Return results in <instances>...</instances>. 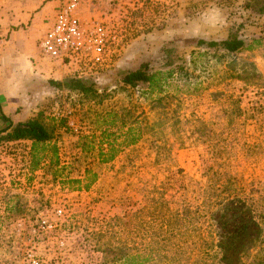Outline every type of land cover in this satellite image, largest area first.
Segmentation results:
<instances>
[{
	"label": "rangeland",
	"instance_id": "1",
	"mask_svg": "<svg viewBox=\"0 0 264 264\" xmlns=\"http://www.w3.org/2000/svg\"><path fill=\"white\" fill-rule=\"evenodd\" d=\"M77 1L83 20L108 28L107 57L61 64L57 81L79 77L94 93L49 80L54 93L33 110L48 140L0 136V264L29 251L48 264H222L229 200L259 225L236 264H264V0ZM229 35L261 44L195 43ZM142 63L170 73L152 90L125 85ZM40 217L56 226L38 230Z\"/></svg>",
	"mask_w": 264,
	"mask_h": 264
},
{
	"label": "crops",
	"instance_id": "2",
	"mask_svg": "<svg viewBox=\"0 0 264 264\" xmlns=\"http://www.w3.org/2000/svg\"><path fill=\"white\" fill-rule=\"evenodd\" d=\"M63 2L0 0V136L36 118V105L54 93L49 80L67 73L61 66L64 62L39 49V41Z\"/></svg>",
	"mask_w": 264,
	"mask_h": 264
},
{
	"label": "trees",
	"instance_id": "3",
	"mask_svg": "<svg viewBox=\"0 0 264 264\" xmlns=\"http://www.w3.org/2000/svg\"><path fill=\"white\" fill-rule=\"evenodd\" d=\"M196 45L206 49L224 50L227 52H237L242 49H252L261 44L260 39H253L250 43L236 35H229L222 40H205L198 39ZM169 74V70H153L148 63H142L137 68L126 71L121 81L130 87L146 86L149 89H154L162 74ZM50 83L56 88H66L72 91H78L83 94L94 93L92 83L85 81L79 77H69L64 81L50 80ZM9 139L29 138L35 143L44 142L50 138L49 131L39 118H31L25 122L16 124L10 132L6 134ZM136 138L130 140L134 143ZM116 151L110 148L107 151H100L99 156L102 161L112 159ZM79 183V179L71 181ZM245 204L241 200H229L223 205L221 212L218 214V226L220 228V239L218 247L221 252L222 264H236L240 254L248 247L246 243H254L259 238V225L254 220L251 212L248 211L247 217L242 214L246 212ZM238 222H235V220ZM134 256L121 255L115 260L119 264H135Z\"/></svg>",
	"mask_w": 264,
	"mask_h": 264
},
{
	"label": "built area",
	"instance_id": "4",
	"mask_svg": "<svg viewBox=\"0 0 264 264\" xmlns=\"http://www.w3.org/2000/svg\"><path fill=\"white\" fill-rule=\"evenodd\" d=\"M109 30L101 22L85 21L78 14V1L67 0L61 4L51 27L39 41L42 54L60 59L68 65L88 62L92 65L102 64L107 57ZM62 208H56L54 214L62 216ZM38 230H49L56 223L46 217H40ZM36 230V229H34ZM63 247L64 242L60 241ZM24 264H48L35 252L29 251L24 257Z\"/></svg>",
	"mask_w": 264,
	"mask_h": 264
}]
</instances>
